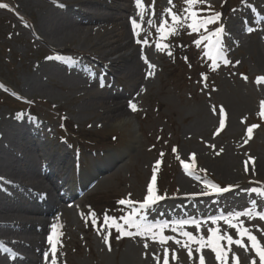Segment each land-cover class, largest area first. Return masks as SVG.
I'll use <instances>...</instances> for the list:
<instances>
[{
    "label": "rangeland",
    "instance_id": "1",
    "mask_svg": "<svg viewBox=\"0 0 264 264\" xmlns=\"http://www.w3.org/2000/svg\"><path fill=\"white\" fill-rule=\"evenodd\" d=\"M87 1L90 2L0 0L9 5L7 9L0 8V158L5 148H13L12 144L18 141L22 150L29 148L35 157L31 166L34 172L0 170V177L7 181L0 184V220L30 206L34 201H30L34 178L42 173L46 163L56 164L60 156H66L80 176L109 163L91 183L94 194L73 196L72 212H58L56 264H163L165 248L169 250V264H199L200 254L209 264L211 248L198 252L199 245L188 241L190 258L188 248L182 247L187 241L183 231L193 233L197 239H207L211 235L209 229L229 235L222 219L224 214L246 209L264 214V195L258 196L263 207L254 206V200L248 197L253 187L264 190L263 172L254 175L244 168L240 182L234 183L224 180L220 171L205 160L232 159L238 154L244 163L264 165V118L258 115L260 102L264 101V82H256L257 77L264 76V0H205V4L191 10L204 17L220 13V17L198 32L188 27L191 20L172 31L166 10L188 16L185 0H172L171 4L169 0H154V15L153 0H142L140 7L135 0H100L103 6L95 8L94 2ZM133 19L141 24L137 29L139 36L134 35ZM162 19L167 20V30L157 32ZM218 28H223L225 43L213 63V47L207 38L215 42L218 38L212 33ZM137 39L142 43H137ZM144 40L148 43L144 44ZM157 43L164 47L163 51L156 48ZM192 43L196 51L186 57L183 50ZM129 55L121 65L110 66L116 57ZM224 58L230 63L225 64ZM101 62L109 68L107 73L99 67ZM149 64L155 67L150 68ZM130 102L136 104L137 111L130 109ZM213 106L217 110L223 106L225 110V128L218 135L214 133L221 117L219 111L213 114ZM252 124L259 127L253 129L252 139L244 144L246 129ZM70 129L78 136L87 133L88 138L101 134L110 137L100 146H88V151L97 154L84 161L76 146L78 139L72 137ZM112 135L116 138L112 139ZM173 147L177 153H173ZM191 153H195V168L190 176L177 154L191 163ZM103 155L107 156L104 160ZM154 168L156 194L166 198L140 210L134 218L151 225L156 233L161 232L160 225L167 224L162 234L173 239L166 244L159 243L158 237L154 241L151 233L124 236L111 226V219L104 223L107 216L136 232L124 224V218L139 209V203L122 205L120 200L142 202ZM206 182L245 188L227 202L214 195ZM194 186L212 193L209 202H180ZM77 190L71 187L68 191L74 194ZM167 202L161 209L160 205ZM186 220L190 223L181 228L180 222ZM191 221L198 223L199 228ZM238 222L252 226V233L264 247V219L253 214L241 216ZM15 241V235L0 232V264H32L33 254L15 246ZM244 243H248L246 237ZM49 245L48 238V258L44 256L42 264H52L53 250ZM229 253L226 258L232 264H237L236 257L239 264L247 262L243 248L234 245Z\"/></svg>",
    "mask_w": 264,
    "mask_h": 264
},
{
    "label": "bare ground",
    "instance_id": "2",
    "mask_svg": "<svg viewBox=\"0 0 264 264\" xmlns=\"http://www.w3.org/2000/svg\"><path fill=\"white\" fill-rule=\"evenodd\" d=\"M96 1V2H95ZM93 4H92V3ZM87 4H92V7H98L99 5L103 6V3L100 2V0H90L85 2ZM85 3H83L85 5ZM239 11H241V9H238ZM72 13L77 15L79 14L77 11L72 10ZM81 13V12H80ZM88 13V12H87ZM96 14V12H95ZM119 50V49H118ZM116 50V52L118 51ZM131 57L130 55L128 57H121V58H115L112 62V64L110 66H119L121 65V63L126 60L127 58ZM264 61V59H263ZM102 66H104L103 64H101ZM262 67L264 68V62H262ZM22 143L21 142H16L14 145L12 144L13 148L9 149L8 153L5 154V157H3L2 159H0V170L2 169L3 171L6 170H14L16 164L19 163V161L22 159L21 155L22 153L21 151V146ZM8 149V148H7ZM55 159L54 156L52 157H48L47 159ZM237 158V160L235 159ZM241 156H239L238 154L235 155V157L231 158H226V159H222L220 161H216L217 159H211V158H206V163H210L211 167L214 170L220 171V174L223 176L224 180L230 179V181H233L234 183H239L240 179L242 178V174L244 172H242L244 170V168L246 167L245 163L243 161H241ZM236 160V161H235ZM57 163L55 164L53 161L52 162H48V164H46V169L44 168V172L41 173L40 175H37L34 178L35 183L32 185L34 186L35 191L32 190V196H30V201L33 198V202H30L31 205L29 207H23L20 210H18V212L16 214H11L9 215V217L3 218L2 220H0V232L3 234H8L11 233L13 235H18L21 236L23 233L25 234H32L33 236L36 235L38 237L36 243H37V247L34 248L35 251H32V249L27 246V244L23 243V242H19L18 243L23 246V249H25L26 251L29 252H33V256H34V260H33V264H41L42 263V258L45 255V250H46V236L48 233L49 228L51 227V222L53 221V223H55L56 227H59L60 222L58 220V213L60 212L62 213V215L66 214L67 212H72L73 210V206L71 204H73L74 200L71 197H68V195H64L63 192H61V188L58 187V183L55 182L52 179V176L54 175V171H52V169L54 168V166L61 164L64 168L66 167L67 164V160H66V156L64 157H59L57 159ZM33 162V161H32ZM54 163V164H53ZM209 165V164H208ZM107 165H103L99 168L98 173H101V171H103L104 169H106ZM243 167V168H242ZM51 168V169H50ZM247 168L250 173L252 174H257V172H263L264 173V165L263 164H258L257 162L252 163H247ZM33 167L29 166V170L30 172H34V170H32ZM50 169V170H49ZM254 169V171H253ZM48 172V173H46ZM225 176V177H224ZM88 178L91 180L94 178V176H91V174L88 176ZM4 181L2 179H0V184H2ZM253 185V184H252ZM31 186V187H32ZM251 186V185H249ZM30 187V188H31ZM1 188V186H0ZM241 188H245V186L242 187L241 186H237V188H230L229 191L220 193V194H216L214 193V195H218V196H222V198L227 201V202H232L235 198H237L240 192H241ZM255 189L258 190V192H248V197L251 198V200H254V206H262V200L258 197L259 196V191L263 190V188H259V187H253ZM204 193L207 192V190H200L199 188L196 186L192 187L191 189V194L188 196H184L183 199H181L180 202H187V203H191L192 205H197L198 203H202V201L204 202H209L208 198L211 196V193L209 194H195V193ZM247 193V191H246ZM247 197L248 201H251L249 198ZM169 203H165L163 205H160V208H164L165 205H168ZM169 210H172L173 207H168ZM259 212L257 210H254V215L258 214ZM231 216V214H224V217H229ZM50 218H52V221H50ZM234 224L240 223L236 220H233ZM244 227L249 228L251 231L253 228H251L252 226L247 225V224H243ZM39 228V229H38ZM228 230H229V235H232L234 239H239L240 237L237 234V230L234 228H230L228 226ZM221 234V233H220ZM247 239V238H246ZM21 241V240H20ZM28 241V239H27ZM224 243V247L228 248L227 242L226 240L222 241ZM248 243L250 244V242L247 240ZM17 242L15 243L16 245H19ZM29 245L31 246V244L33 243V241H28ZM15 245V246H16ZM19 245V246H20ZM235 244L231 245V247H234ZM194 251V249H193ZM41 253H44V255L41 257ZM162 254V253H161ZM201 255V254H200ZM230 253H227V256L229 257ZM196 258H198L196 256ZM243 259L246 260L247 262L245 264H251V260L255 259L256 264H260L259 262V257L256 255L255 251L252 250L251 248H249V250L247 251V254L243 255ZM159 262H161L162 260L159 258L158 259ZM209 264H221V261L216 260L215 258V252L212 251V254L209 256ZM225 264H232L231 261H229V259L226 258V262Z\"/></svg>",
    "mask_w": 264,
    "mask_h": 264
},
{
    "label": "snow or ice",
    "instance_id": "3",
    "mask_svg": "<svg viewBox=\"0 0 264 264\" xmlns=\"http://www.w3.org/2000/svg\"><path fill=\"white\" fill-rule=\"evenodd\" d=\"M135 2H136L137 7H140L142 5V0H135ZM169 3L171 4L172 0H169ZM185 3L188 5V7L185 8L184 11L189 13L188 16H181L178 13L172 12L171 9L166 10V12H168L170 14V17H171V21H172V25H173L172 31H175L178 26H180L184 23L185 20H191V23L188 24V27H190L193 32H198L201 28L206 29L207 25L215 23L220 17V13H216L215 15L204 17V16L199 15V13L197 11L191 10L198 4H205V0H185ZM152 7H153V15H154L155 14L154 13V0H153V6ZM210 7L211 6L209 5L208 8H210ZM0 8L7 9V8H9V5L0 3ZM204 10H206V9H202L201 11H204ZM140 15H141V20H143V13H141ZM131 22H132V26H133L134 35L139 36L137 29L141 27V24H138V22L135 19H133ZM148 24L149 25L152 24L151 19L148 20ZM166 25H167V20L162 19L160 25L157 28V32L166 31L167 30ZM222 32H223V28H218L214 33H212V36L219 38L220 35L222 34ZM207 39L209 40V43L213 45V47H215L217 44H219V39H217L215 42L212 41L211 37H208ZM136 42L142 43V41L140 39H137ZM143 43L147 44L148 41L144 40ZM197 43H199V42H197ZM156 48L160 51L164 50V47L161 46L160 43L156 44ZM216 53H217V55H220V49L219 48H216ZM169 55H171L170 52H169ZM48 58L51 59L52 57H48ZM57 59H59V57H57ZM142 59L145 60V63H148L147 57L144 56L143 54H142ZM214 59H215V57H214ZM224 63L227 64V63H230V61H228L226 58H224ZM236 63H239V61H237ZM149 67L154 68L155 65L149 64ZM149 75H152V73L150 72ZM243 78L245 80H247L246 76H244ZM204 79H206V77H204ZM256 82L258 84L261 82H264V76L257 77ZM0 87H3V85H0ZM129 107L133 112L138 110L136 104H134L132 102L129 103ZM217 111H219L221 118L219 119V128L216 130V133H214V135H218L219 132L225 128V119H224L225 110H224L223 106H221L219 108V110H217L216 106L212 107L213 114H216ZM258 115L261 118H264V101L260 102V111H259ZM258 127H259L258 124H252L246 129L247 139L244 140V144H247L249 142V140L252 139L253 129L258 128ZM211 147H215V146L213 145ZM172 151H173V153H177V148L173 147ZM220 151H223V150L221 149ZM217 154H219V153H217ZM161 156H163V153H161ZM177 159L180 160V163L183 166L186 174H188L190 176L194 175L193 169L195 168V153L189 154V159H190L191 163L186 162L183 159H180L178 154H177ZM249 159L251 160L254 158L249 157ZM247 163L248 162L245 161V165H246L245 171L248 170L247 169ZM159 164H160V161L158 160L156 167H158ZM155 171H156V168H154V174L152 177V181L148 185L147 195L142 202H133L130 199L120 200V204H122V205H124V204L132 205L134 203H139V209H135L132 214H130L128 217L124 218V224L128 225L131 228H135L136 232L128 231L127 229L124 228L123 225L116 223L114 218H110L107 216H105V218H104V223L108 224L109 220L111 219V226H115L117 231L121 232L122 235H124V236H134V235L145 236L146 234L151 233L152 239L154 241L157 240V237H158L159 243L166 244L168 240L173 239L170 236H166V235L162 234V230L164 228L168 227L167 224L160 225L161 232L156 233V232H153V228L151 225L139 223L134 218L136 215L139 214L140 210L146 209V208L150 207L151 205L156 204L158 201L166 198L165 196H160V195L156 194V189L154 187L155 182H156ZM202 171H206V170H202ZM253 171H254V169H253ZM0 179H2V178H0ZM205 186L207 188H210L211 191L216 193V194H220V193L229 191L230 187H231V186L220 187L217 184H214V183L209 184L207 182L205 183ZM251 191L252 192H258V190L255 188H253ZM201 194H209V193L205 192V193H201ZM259 194L264 195V190H260ZM253 203H255V201H253ZM252 215H253L252 209H246L245 211H242V212H236L229 217H222V219L225 220V223L230 228H234L237 230V234L240 237L239 239H234L232 235H221L219 229H209L211 235L207 239H205L204 237H200L199 239H197V237L194 236L193 233L183 231L182 235L187 238V241H185L182 244V247L188 248V255L190 258L192 257V249L189 247L188 241L197 243L199 245V247L196 249V251H198V252H200L205 247H209V248H211V250L213 252H215L216 260L221 261V264H225L227 253L229 251H231V245L235 244V245L243 248L245 251H248L249 248L254 250L256 255L259 257L260 264H264V247L261 246L257 236L254 235L249 228L244 227L242 222L237 223V224L233 223V220L239 221V218L241 216H252ZM257 215L259 216L260 219H264V214H257ZM213 222H215V221H213ZM188 223H190V221H187V220L181 221L180 227L182 228L184 224H188ZM191 223H196V222L191 221ZM52 227H53V229H55L56 225H52ZM196 227L199 228L198 223H196ZM173 231H176V229H173ZM261 231H262V233H264V230H261ZM244 237L247 238V240L250 242V244L246 245L244 243ZM223 240H226V242H227V245H228L227 249L223 245H221V243H220V241H223ZM105 241L107 242V237H105ZM49 242L50 243L52 242L51 236L49 237ZM175 243L181 244V241L175 240ZM145 247L147 248L148 245L145 244ZM52 250H53V252H52V264H56V251H55L56 245L54 243L52 244ZM110 250H111V248L109 246V251ZM168 257H169V250H168V248H165L164 249V256H163V264H169V258ZM47 258H48V255H47V253H45V259H47ZM176 258L177 257L175 255V252L173 251L172 259L175 260ZM236 260H237V264H239L238 257H236ZM199 264H205V258L203 256V254H201L199 256ZM251 264H256L255 259L251 260Z\"/></svg>",
    "mask_w": 264,
    "mask_h": 264
}]
</instances>
